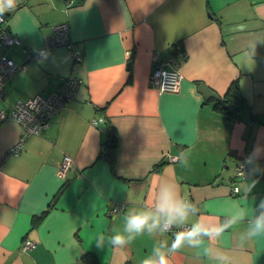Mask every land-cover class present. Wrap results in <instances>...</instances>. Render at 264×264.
I'll list each match as a JSON object with an SVG mask.
<instances>
[{"label":"crops","instance_id":"obj_1","mask_svg":"<svg viewBox=\"0 0 264 264\" xmlns=\"http://www.w3.org/2000/svg\"><path fill=\"white\" fill-rule=\"evenodd\" d=\"M84 5L19 0L13 13L4 14L3 28L27 52L41 48L56 24H65L72 49L62 45L32 58L20 46L0 43V56L8 54L19 66L0 87V111L55 92L69 75L81 82L40 134L25 136L18 122L0 121V264H83L86 252L99 264H142L172 233L102 250L94 238L121 230L123 216L150 202L162 175L208 218L220 217L232 202L248 206L264 198V42L252 48L264 39V0ZM241 24L243 30H234ZM74 52L82 57L78 63ZM154 58L180 71L177 92L150 86ZM235 84L247 106L229 119L215 105ZM201 85L219 99L207 98ZM111 131L113 154L103 145ZM22 135L20 150L11 151ZM181 153L186 168L176 161ZM64 156L70 164L61 175ZM240 166L246 167L243 177ZM248 184L253 187L246 194ZM238 231L226 234L222 245L237 252L239 264H264V236L241 249ZM24 241L34 247H20ZM170 262L210 264L202 250L187 247Z\"/></svg>","mask_w":264,"mask_h":264},{"label":"clouds","instance_id":"obj_2","mask_svg":"<svg viewBox=\"0 0 264 264\" xmlns=\"http://www.w3.org/2000/svg\"><path fill=\"white\" fill-rule=\"evenodd\" d=\"M92 0H85V10ZM19 0H0V22L5 13H13ZM245 25H236L234 30H243ZM258 39L253 42V52ZM182 168L189 166L187 155L181 153L176 158ZM253 185H247L246 194ZM243 227L241 228L240 226ZM239 228L238 247L244 248L250 241L264 236V198L255 205L244 206L232 202L220 217L208 218L201 215L197 203L182 196L177 182L167 175L159 176L153 186L149 203L140 209L127 212L123 216L121 230L111 235L98 233L94 238L97 249L106 245L113 248L130 246L138 237L172 233V239L158 240L142 264H171L170 257L181 249L202 250L210 264H239L235 250L222 245L226 234Z\"/></svg>","mask_w":264,"mask_h":264},{"label":"built area","instance_id":"obj_3","mask_svg":"<svg viewBox=\"0 0 264 264\" xmlns=\"http://www.w3.org/2000/svg\"><path fill=\"white\" fill-rule=\"evenodd\" d=\"M5 22V16L3 22H0V27ZM5 36V38H2ZM0 39L5 44H9L13 41L12 37L5 32H0ZM65 45L72 49L71 43L66 35L65 24H58L54 27L52 34L45 38L44 47L41 50L36 51L32 54V57L36 54L49 53L53 48L57 46ZM73 59L80 62L82 60L79 52L72 53ZM10 62L12 65L7 66L5 69H0V77L5 78L11 74L17 67L12 60L1 57L0 61ZM152 67L148 76V83L152 88L160 93H175L178 91L181 81V73L175 67H166L162 62H158L155 58L152 62ZM78 77H69L64 81V83L59 88V93L50 94L48 96L36 95L29 98L26 101H17L13 108L7 115L4 111H0V121L10 117L16 122H18L23 128V133L25 136L30 134H40L49 125L48 120L53 113L61 108V106L69 99L74 96L76 86L80 83ZM102 119H95L93 123H98ZM20 140L16 145L13 146L11 151L20 150L23 139ZM173 159V158H172ZM70 158L64 156L62 163L59 167V173L63 175L69 168ZM246 171L245 166H240L237 169V175L240 177L244 176ZM34 244L32 242H25L22 246L24 249L33 248Z\"/></svg>","mask_w":264,"mask_h":264},{"label":"trees","instance_id":"obj_4","mask_svg":"<svg viewBox=\"0 0 264 264\" xmlns=\"http://www.w3.org/2000/svg\"><path fill=\"white\" fill-rule=\"evenodd\" d=\"M4 28H5V32H6L8 35H10V36L12 37V39H13V41H12L11 43H9V44H5V43L2 42V40L0 39V43H2L4 46H6V49L13 48V47L16 45V46H20V47H21V50L23 51V53H25V54H28V53L33 54L32 52H27V50L22 46L21 40H20L18 37L14 36V35H12L10 32H8V30L6 29L5 26H4ZM44 41H45V38L43 39L42 47L39 48L38 50H41V49L44 47ZM57 47H58V46H57ZM38 50H35L34 53H36V51H38ZM52 51H53V49H52L50 52H52ZM50 52H49V53H50ZM31 56H32V55H31ZM1 57H5L6 59H10V60H12L13 63L15 64V66L17 67V70H16V71H18L19 66H18V64H16V63L14 62V60H13V58H12L11 56H9L8 54H6V55H1L0 58H1ZM34 57H35V56H34ZM34 57H32V58H34ZM73 60H74V59H73ZM74 62H77V63H78V61H75V60H74ZM16 71H14V73H15ZM14 73H13V74H14ZM13 74H12V75H13ZM69 77H77V76L69 75V76H67V78H64V81H65V79H68ZM6 80H7V79H6ZM6 80H5V81H6ZM5 81H4V82H5ZM64 81L60 84L59 88H60L61 85L64 83ZM4 82H3V84L1 83L2 85H0V87L3 88ZM235 86H236V84H235ZM230 87H231V86H230ZM230 87L228 88L227 92L225 93V96H224L225 99L218 101L219 103H216L215 108H216L217 110L221 111L222 113H224V114L226 115L227 118H229V119H234V118H235V119H236V118H239V112L241 113V111H243V109L247 106V103L245 102V99H244L243 96L240 94V92L237 90V86L234 87L233 91L230 90ZM59 88H58L55 92H53V93H51V94H57V93H59ZM36 95L48 96V95H50V94H41V93H38V94H36ZM33 97H34V96H33ZM27 100H28V99H27ZM21 101H26V100H21ZM15 103H16V102H15ZM15 103H14V104H15ZM14 104L11 106V108H10L7 112L5 111V113H6L7 115H9L8 113H9L10 110L13 108ZM7 118H10V117H6V119H7ZM10 119H12V118H10ZM3 120H4V119H3ZM12 120H13V119H12ZM1 121H2V120H1ZM14 121H15V120H14ZM48 123H49V120H48ZM41 133H42V132H41ZM103 145H104V147H105L106 149H108V151H109L110 153L113 154V152H114V150H115V146H116V137H115L114 131H111L110 133H108V135H107V137H106V141H105V143H104ZM64 184H65V183H64ZM64 184H63V185H64ZM63 185H62V186H63ZM45 211H46V210H45ZM45 211H44V212H45ZM40 216H41V215H40ZM24 244H25V241H24L23 243H21V246H20V247H22ZM81 259H82L83 264H99L97 257H96L95 254L92 253V252H86V253H84V255L82 256Z\"/></svg>","mask_w":264,"mask_h":264},{"label":"rangeland","instance_id":"obj_5","mask_svg":"<svg viewBox=\"0 0 264 264\" xmlns=\"http://www.w3.org/2000/svg\"><path fill=\"white\" fill-rule=\"evenodd\" d=\"M5 16V15H4ZM0 32H3V26L1 25V27H0ZM2 38H5V36H2ZM45 54H47V53H45ZM41 55V54H40ZM12 64L10 63V62H7V61H3V60H1L0 61V69H5L7 66H11ZM17 69H15L14 71H16ZM14 71L11 73V74H9L8 76H6L5 78H1L0 77V84L2 83V82H4L6 79H8V78H10L11 76H12V74L14 73ZM66 80V79H65ZM36 96V95H35ZM30 135H32V134H30ZM34 135H36V134H34Z\"/></svg>","mask_w":264,"mask_h":264},{"label":"water","instance_id":"obj_6","mask_svg":"<svg viewBox=\"0 0 264 264\" xmlns=\"http://www.w3.org/2000/svg\"><path fill=\"white\" fill-rule=\"evenodd\" d=\"M201 91L205 94V96L208 97H213L214 99H219V96H217L216 94H214L212 91H210L208 88L204 87L203 85H201Z\"/></svg>","mask_w":264,"mask_h":264},{"label":"bare ground","instance_id":"obj_7","mask_svg":"<svg viewBox=\"0 0 264 264\" xmlns=\"http://www.w3.org/2000/svg\"><path fill=\"white\" fill-rule=\"evenodd\" d=\"M56 25H58V24H56ZM56 25H54V26L52 27V32H53V30H54V27H55Z\"/></svg>","mask_w":264,"mask_h":264}]
</instances>
